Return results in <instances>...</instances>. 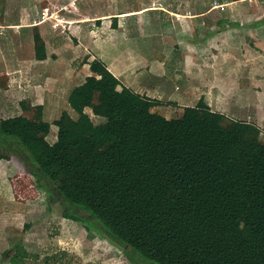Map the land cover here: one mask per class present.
Segmentation results:
<instances>
[{
	"label": "trees",
	"instance_id": "16d2710c",
	"mask_svg": "<svg viewBox=\"0 0 264 264\" xmlns=\"http://www.w3.org/2000/svg\"><path fill=\"white\" fill-rule=\"evenodd\" d=\"M34 45L44 61L41 34ZM90 71L68 90L77 116L67 108L53 123L0 118V161L16 159L49 208L57 204L131 264H264V129L203 100L168 119L102 61ZM14 248L4 257L25 264V246Z\"/></svg>",
	"mask_w": 264,
	"mask_h": 264
},
{
	"label": "rangeland",
	"instance_id": "374dc122",
	"mask_svg": "<svg viewBox=\"0 0 264 264\" xmlns=\"http://www.w3.org/2000/svg\"><path fill=\"white\" fill-rule=\"evenodd\" d=\"M219 1L167 0L166 3L169 5L172 2L174 10L187 12L189 9L198 11L215 6ZM143 2L147 3L148 0H0V118L24 116L34 121L41 118L49 123L58 120L62 111L69 109L68 90L72 86L83 84L86 78L84 75H93L90 71V64L96 56L92 57L91 50L87 47L89 41L86 30H90V34L94 31L95 40L102 37V34L109 36L105 33V27L108 28L109 24V27L117 29L118 26L123 25L121 19L119 21L113 19L115 22L106 23V19L97 20L95 18L105 13H120L138 8ZM166 3L164 6H167ZM71 10L76 12L81 10L95 18L89 20L92 22H87L85 26L80 27L76 21L80 20L78 16H68ZM175 21L180 23V16L174 17V24ZM156 27L155 31L160 33L161 26ZM76 29H80L81 33L83 30L79 43L73 37ZM36 33L41 34L46 41L47 39L51 41L49 49L53 48L52 53H56V58L49 54L52 59L50 63H38L35 59L34 35ZM125 43H127L125 39L120 40V46H125ZM151 43L158 47L162 45V47L160 50L155 47L146 50L145 54L149 55L146 57L165 59L167 75L171 76L174 49L170 46L166 47V42L163 41L154 40ZM81 44H83V52L91 58V61L87 58L89 62L86 60V66L83 64L84 55L75 58V51L80 48L78 46ZM129 46L136 49L139 45ZM97 47L101 46L97 45ZM115 56L123 57L121 54ZM246 66L248 70L245 73L253 70L262 73L264 72V57H260L258 65ZM223 67L220 66L219 76L222 77L220 82L225 86L227 95L236 94V98L232 101H244L247 103L246 109H237V105L233 102L230 107L218 109L213 105L211 109L216 112L220 110V113L225 114L231 120L244 122L251 120L253 122L250 121V123L256 125L259 123L263 130L264 75L260 74L258 80L253 81L255 92L259 97L257 98L249 93L241 92L249 88L252 82L244 78H237V80L233 78L232 63H227ZM110 68L112 69V66ZM130 70L135 72L138 69ZM77 72L80 73L76 75ZM212 74L216 73L214 71L205 72L207 77ZM222 85L221 93L224 92ZM207 92L205 93L212 97V102L214 98L220 96L214 88ZM163 94L166 95V92ZM150 98L153 99V97ZM160 98H162V103L154 111L168 119L182 117L185 106L191 105L190 102L193 100L189 97L182 100L177 95L171 98L173 101L170 100L169 95ZM23 103L26 108H23ZM69 112L72 116H77L71 109ZM86 112L96 125L103 122L94 117L91 110L87 109ZM57 132L58 129L52 126L48 137L50 143L56 141ZM261 140L264 142V134ZM17 244H23L29 252L25 264H131L121 249L113 246L106 239L89 233L83 223L76 218L63 216L57 204L53 203L49 208L45 193L35 186L33 178L22 165L16 159H12L11 161H0V264H10L6 259L7 255L4 257V254L6 252L15 254L14 247ZM64 256L62 260L54 262ZM54 257L57 259H53ZM138 264L153 263L139 260Z\"/></svg>",
	"mask_w": 264,
	"mask_h": 264
},
{
	"label": "crops",
	"instance_id": "0c3cea01",
	"mask_svg": "<svg viewBox=\"0 0 264 264\" xmlns=\"http://www.w3.org/2000/svg\"><path fill=\"white\" fill-rule=\"evenodd\" d=\"M166 1L148 0L147 3H141L138 8L120 13H105L98 18L81 10L78 12L71 10L69 14L80 18V20H76L80 27L81 25L85 26L87 22H92L89 20H94V18L97 20L106 19V23L114 21L113 19H118L117 21L121 19L123 25L120 22L121 26L114 29L115 27H109L108 24V28L105 27V33H108L109 36L102 34L103 36L97 40L94 38L96 37L94 31L90 34V30H86L89 41L87 47L91 50V56H96L95 60L100 59L121 84L136 93L149 98L153 97L160 104L162 103L160 97L169 95L172 100L171 98L177 95L182 100L187 97L193 98L190 102L191 105L185 106V108L197 106L201 100L210 108L213 105L218 109L230 107L236 94L229 93L230 96L227 95L225 86L220 82L222 77L219 76L221 74L220 66L225 67L227 63H232L234 66L232 69L233 78L236 80L244 78L250 83L252 82L249 88L241 90V92L259 98L255 92L253 81L258 80L259 75H264V72L253 70L245 73V71L248 70L246 65L256 66L259 64L260 57H264V0H220L216 2L215 6L198 11L189 9L187 12L174 10V4L171 2L168 5ZM165 3L167 6H164ZM176 16H180L181 22L175 21L174 24ZM157 25L161 26L160 33L155 31ZM166 28L167 30H165ZM74 33L73 37L79 43V37L82 36L83 30L81 33L80 29H76ZM121 39H125L127 42L125 46H120ZM154 40L166 42V47L170 46L174 49L171 76L167 75L165 59L146 57L149 56L145 54L146 50L154 47L160 50L162 47V45L158 47V45L152 44L151 42ZM46 42V59L37 61L38 63H50L52 59L49 54L56 58V53H52L53 48L49 49L51 41L49 42L47 39ZM97 45L101 47L98 48ZM129 45L139 46L134 49L135 47L130 48ZM82 46L83 44L78 46L80 48L75 51V58L84 55L83 64L86 66V60L89 62L91 58L89 55L86 56ZM117 54H121L123 57L115 56ZM134 68L138 70L131 72L130 69ZM207 71H214L216 74H212L210 76L212 79H210L205 75ZM79 73L77 72L76 75ZM84 77L89 76L86 74ZM221 85L222 91H224L222 93ZM212 88L220 94L219 97L214 98L213 102L212 97L206 94ZM163 92H166V95ZM241 95L243 94L241 93ZM233 103L237 105V107L235 106L237 109H246L247 103L242 100ZM250 121L247 122L250 123ZM257 126L261 127L259 123Z\"/></svg>",
	"mask_w": 264,
	"mask_h": 264
},
{
	"label": "water",
	"instance_id": "95a60500",
	"mask_svg": "<svg viewBox=\"0 0 264 264\" xmlns=\"http://www.w3.org/2000/svg\"><path fill=\"white\" fill-rule=\"evenodd\" d=\"M68 16H70V14Z\"/></svg>",
	"mask_w": 264,
	"mask_h": 264
}]
</instances>
